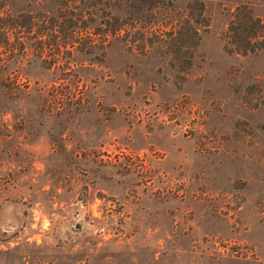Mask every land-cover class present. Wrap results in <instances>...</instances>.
<instances>
[{
  "label": "rangeland",
  "instance_id": "rangeland-1",
  "mask_svg": "<svg viewBox=\"0 0 264 264\" xmlns=\"http://www.w3.org/2000/svg\"><path fill=\"white\" fill-rule=\"evenodd\" d=\"M102 1L0 0L34 17L0 59V264H264V48L222 41L264 0H201L197 46L174 0L168 48L164 8L129 0L126 48Z\"/></svg>",
  "mask_w": 264,
  "mask_h": 264
},
{
  "label": "trees",
  "instance_id": "trees-1",
  "mask_svg": "<svg viewBox=\"0 0 264 264\" xmlns=\"http://www.w3.org/2000/svg\"><path fill=\"white\" fill-rule=\"evenodd\" d=\"M173 1L174 0H137V2L141 4L142 9L147 11V13H152V11L158 8H164V13L159 14L158 20L154 25L155 31H157V42L166 48L174 46L175 43L177 44V41L180 42V39L185 35L183 32L182 20L180 21V18H175L174 15H172L173 12L169 13L166 11V8L169 9L170 4H172ZM101 3L103 5V9H111L117 12L121 11L123 13L124 17L113 16V23L106 25V32H108L109 35L115 39H118L126 48H128V44H130V42L126 39V34L128 33L126 17L130 16L128 8V5L130 4L129 0H106ZM184 9H187L189 18H191V15L193 16L194 26H188V20L183 22L187 25L186 29L189 28L188 34L189 36L191 35V39L193 38L194 40L193 45L197 46L200 39L198 27L207 26L202 16V1L189 0ZM33 20L34 17L31 15V10L29 9H24L21 13H18V11L11 12L10 10H3L0 4L1 60L3 58L12 57L18 52L25 53V42H21V40H19L20 37L17 35L22 29L25 30V33H28L33 26ZM71 24L72 19L68 21L66 27L70 28ZM147 24H149V21H147ZM147 26L148 27L145 28V30L146 32H149L148 30L151 26ZM222 41L224 51L235 53L240 56L254 54L258 50L264 48V23L258 17L254 16L246 5H236L229 14ZM177 46L180 47L178 44ZM145 47V44L140 42L137 50L141 53H145L147 52ZM40 56L41 55H39V58ZM40 59L43 62L48 60L45 58ZM54 59L55 58L51 56L49 61ZM9 78V74L1 75L0 86H4L3 83H6Z\"/></svg>",
  "mask_w": 264,
  "mask_h": 264
}]
</instances>
